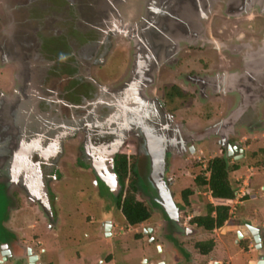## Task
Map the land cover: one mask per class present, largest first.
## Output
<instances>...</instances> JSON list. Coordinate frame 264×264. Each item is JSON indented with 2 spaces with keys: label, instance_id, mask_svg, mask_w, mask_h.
<instances>
[{
  "label": "flooded vegetation",
  "instance_id": "obj_1",
  "mask_svg": "<svg viewBox=\"0 0 264 264\" xmlns=\"http://www.w3.org/2000/svg\"><path fill=\"white\" fill-rule=\"evenodd\" d=\"M191 1L89 0L86 3L96 7L83 13L88 19L82 18V24L101 36L98 48L91 52L89 36H84L82 50L75 52L69 36L66 45L71 54L66 57H59L52 47L48 50L42 40L43 31L52 36L58 33V14H49L45 26L40 25L42 14H19L18 21L16 14L3 15L0 75L9 77L3 89L0 87V186L10 197L22 195L19 207L42 209L47 234L57 237L56 231L68 224L70 215L58 213V207L63 212L64 202L56 204L51 188L67 179L91 178L99 201L104 204L106 200L104 187L121 213L117 207L123 189L119 171L125 157L136 164L143 181L142 196L154 212L152 221L128 225L127 231L137 229L136 241L145 236L160 250L162 259L155 264H230V235L238 250L233 255L243 256L245 264L258 261L256 244L245 233L238 240L236 232L227 231L224 252L228 259L214 260L217 245L209 253L197 248L211 241L215 244L202 236L217 230L208 232L193 223L207 210L184 221L188 208L182 192L193 188L176 194L173 186L179 176L171 173L172 169L180 172L184 182L196 171L188 168V161L201 156L195 163L199 167L207 157L205 152L218 147L219 153L210 160L224 157L231 168L238 167L231 174L254 171L248 187L255 185L256 177L264 179V17L241 16L236 6L221 2L205 12L204 18L197 4L202 0H194L198 9L183 21L187 14L183 9ZM168 3L176 4L178 13L174 14L179 18H170L173 12L167 9ZM74 17L69 20L74 22ZM32 21L37 24L34 28L29 27ZM170 32L172 36H168ZM230 117V126H223ZM209 129L215 130L204 136ZM207 167L199 172L205 178L210 175ZM162 185L178 208L179 228L160 204L165 200ZM246 191L241 199L253 197V192ZM231 215L234 218L233 211ZM246 216L242 212L236 224L225 227L259 228L264 258V215L260 220ZM157 220L161 232L145 226ZM37 225L28 229L33 231ZM116 227L109 219L99 224L104 244L114 238ZM170 228L178 248L165 236ZM200 231L195 252L189 250L187 239ZM9 233L12 238L0 243V264H29L30 251L39 259L37 264H44L47 249L37 234H27L30 240L26 241L18 231ZM95 242L99 239H93ZM3 252L8 258L5 263ZM113 256L109 254L101 264H111Z\"/></svg>",
  "mask_w": 264,
  "mask_h": 264
},
{
  "label": "rangeland",
  "instance_id": "obj_2",
  "mask_svg": "<svg viewBox=\"0 0 264 264\" xmlns=\"http://www.w3.org/2000/svg\"><path fill=\"white\" fill-rule=\"evenodd\" d=\"M88 1L89 0H0V21H3L2 18L4 14H16L17 21L19 20V14H42L40 25L45 26L44 23L50 20L47 19L50 17L49 14H58L55 15L58 19L56 20L58 33H54V36H52L49 31H43L42 40L43 42H46L48 50L52 47L56 50L59 57L69 56L71 50L68 49L66 45L67 37L70 36L72 38L70 42H72L76 50L75 52H79L82 50L80 44L85 41L84 36H89L87 37L88 44L91 45L90 49L92 50L91 52H93L98 48L101 36L98 35L95 30H92L90 26L82 24V18L86 19L88 17V14L83 13L85 11L87 13L92 10V8L96 7V4L93 3L92 6L88 5L86 3ZM124 11L126 12V8ZM72 15L75 16L74 22L73 20H69ZM84 15L85 17H83ZM30 24V28L37 26L35 21L30 22ZM0 26L1 30H4L3 27L5 26V23H1ZM68 28L70 31L69 33H66ZM86 28H88V30ZM61 29L63 31H61ZM51 41L56 44L51 43ZM86 42H84V44H86ZM90 55L92 56V53H90ZM8 77L9 76L6 74L2 79V75H0V87L2 89L3 85L8 81ZM210 150L211 151H208L207 153L205 152V156L207 157L205 159L202 158L204 162L197 165L199 167H195V163L199 162L198 157L201 156L188 161V168H194L196 171L195 173L191 172V177H188L184 182L181 181L180 172L178 173L176 170L172 169L171 174L176 175L177 173V176H179L176 178L177 185L173 186V190L176 194L179 195L181 191L187 187L195 188L200 192L199 194H195L192 198L194 204L191 208H188L186 212L188 215L185 214L187 217L184 219L185 222L189 220V216L194 217L206 213L207 204L213 201L207 188L198 187L195 182L197 174H199L200 170L201 172L202 170H205L204 165H207L212 156H216L219 153L220 148H210ZM68 152H70V149H68ZM252 173H254L253 170L250 172L244 170V172H239L238 174H231V178L234 181L237 190L245 189L244 192L246 193V190L249 189V191L254 194L249 200H246V197L244 199L240 198L239 200H237L238 197L236 198L235 202H238V204L234 202L232 206V211L234 213V218H232V220L235 222H238V220L242 218V212L246 213L248 215L246 217L250 220H260L264 215L263 191L258 189L259 185H264V179L262 180L261 178L256 177L255 185H249L248 187L246 183H250L248 177L251 176ZM90 181L91 178H84L77 181H69L67 179L64 184L60 183V185H53V187H51L57 198L56 204L61 201L64 202H61L63 212L60 213V207H58L59 215L61 217L63 216L62 213L64 215H70L66 220L68 224L63 226V228L59 230V233L56 231L57 237L50 232L47 234L45 224L48 222L44 219L45 216L40 207H35L33 211L24 209L22 206L19 207V204L22 202V195H19L18 197H10L6 188L0 186V243L9 241L12 238L11 233H9L11 231H18L21 235L24 234V239L26 241L30 240V237H28L27 234L30 235L34 232L39 237L38 241L42 242L44 244L43 247L47 249L46 254L43 256L44 264H101L109 254L114 255V260L111 264H147V261L144 263L145 259L149 260L151 264H155L158 260L162 259L160 250L156 249L155 245L151 244L147 237L144 236V239L136 241L134 239V234L137 229H134L133 232L127 231L128 225L124 221L121 213L115 207L114 199L111 197L107 189L101 187L103 194L106 196V200L103 204L99 201V195H96L95 183ZM263 187L264 186H262L261 189ZM140 199L150 206L148 200L144 198V196L140 195ZM12 208L20 210L18 211ZM56 209L57 206L55 210ZM10 212H12L11 216ZM106 219L112 220L114 224L117 225L114 230V238H108L106 240L105 244H109L108 247L103 243L105 241L104 238H99L101 233L99 230V224ZM35 223H38L37 228L33 229V231L28 229L29 225ZM148 225L155 228L157 232H161L162 230L161 222L158 220L152 222V224H146L145 226ZM227 231L228 230L223 233L222 228L210 236H202V239L212 238V240L216 242L215 245L217 246L214 251V260L228 259L224 252V242L228 239L226 236ZM138 232H142L140 228ZM201 233L203 232L200 231L199 234H195V237L192 236L187 239L189 250L194 251L193 246L199 240ZM165 234L166 237H169L170 241L174 242L175 248H178V246H176L177 243L175 238L172 237L174 235L173 230L171 228L167 229ZM95 238H98L99 242L93 243V239ZM229 238L230 256H233V259L230 260V264H245L244 260H242L243 256L236 257V255H233L237 253L238 250L235 245H232V235H230ZM173 250L178 251L177 249ZM80 253H82L84 257L78 258L77 256Z\"/></svg>",
  "mask_w": 264,
  "mask_h": 264
},
{
  "label": "trees",
  "instance_id": "obj_3",
  "mask_svg": "<svg viewBox=\"0 0 264 264\" xmlns=\"http://www.w3.org/2000/svg\"><path fill=\"white\" fill-rule=\"evenodd\" d=\"M121 184L122 192L117 200V207L121 211L124 221L127 225L137 227L153 219L152 207L140 199L142 195V179L138 175L136 164L123 158L121 161ZM208 178L198 175L195 182L198 187H206L211 191L213 203L207 204V214L204 217H195L193 223L198 224L205 231L213 232L221 230L226 225H233L236 222L232 220V206L237 196V188L231 178V173L237 171L238 167L231 168L229 162L224 157H215L207 163ZM196 192L193 189H186L182 192V198L185 208L193 206L192 198ZM251 196H246V200ZM214 243L197 245V248L204 253H209ZM18 250V249H17Z\"/></svg>",
  "mask_w": 264,
  "mask_h": 264
},
{
  "label": "water",
  "instance_id": "obj_4",
  "mask_svg": "<svg viewBox=\"0 0 264 264\" xmlns=\"http://www.w3.org/2000/svg\"><path fill=\"white\" fill-rule=\"evenodd\" d=\"M224 2V4H230V6H236L237 12L240 13L241 16H249V17H254V16H261L264 17V0H202V2L197 3L199 5V9L203 11V17L206 18V14L205 12L210 11L213 6H215L218 3ZM197 4L196 1L192 0L191 2H189L187 4V6L185 7V9H183L184 12H186L187 14L184 15V19H182L183 21H185L186 19H189V17H193L192 14H188L190 11H194L197 10ZM176 8V9H175ZM167 9L170 12H173V14H170V18L173 19H177L179 18L178 14H174L178 13V8L176 6V4L173 3H168L167 4ZM178 15V16H177ZM192 21H194V18H192ZM187 26L189 27V24H187ZM181 31V30H180ZM168 36H172V33H167ZM181 34H183V30L181 31ZM171 41V40H170ZM169 41V42H170ZM168 42V44H169ZM172 43V41H171ZM170 47V46H169ZM232 123V117H230V119L226 120L223 123V126H230V124ZM215 129H209L206 131V135H210L211 133H213ZM232 148V147H230ZM237 150V148H235ZM230 156H233V153H230ZM163 187H160L161 193L164 195V201H161V206L164 208V210L169 214V217L172 221H174L175 225L177 228L180 227V225L178 226V215H179V211L178 208L176 207L175 203L172 200L171 194L169 192H167V190L165 189L164 185H162ZM236 196L238 197L239 194L236 193ZM226 230H229L230 232H236L238 234V240L242 239V235L244 234L246 236H249L250 239H253L256 247L255 249L259 251V259L258 261H251L249 264H264V258L262 257L263 254V237H262V231L259 228H255L253 226H234V227H230V228H223V233L226 232ZM264 236V235H263ZM32 251H30L29 253V264H37V262L39 261V259L37 258H33L31 255ZM8 255L11 254L10 251H8L7 253ZM6 253H2L1 256L4 258L2 263L7 262L8 258Z\"/></svg>",
  "mask_w": 264,
  "mask_h": 264
},
{
  "label": "built area",
  "instance_id": "obj_5",
  "mask_svg": "<svg viewBox=\"0 0 264 264\" xmlns=\"http://www.w3.org/2000/svg\"><path fill=\"white\" fill-rule=\"evenodd\" d=\"M209 194L211 196V191H209ZM245 195V192L244 190L241 189L240 193H239V196H238V199L242 198L243 196ZM212 197V196H211Z\"/></svg>",
  "mask_w": 264,
  "mask_h": 264
},
{
  "label": "crops",
  "instance_id": "obj_6",
  "mask_svg": "<svg viewBox=\"0 0 264 264\" xmlns=\"http://www.w3.org/2000/svg\"><path fill=\"white\" fill-rule=\"evenodd\" d=\"M262 185V184H261ZM264 186V185H263ZM260 190H262L263 191V193H262V197L264 198V188H262L261 189V187H260ZM237 200H239V199H237ZM235 203H237L238 204V202H235Z\"/></svg>",
  "mask_w": 264,
  "mask_h": 264
}]
</instances>
